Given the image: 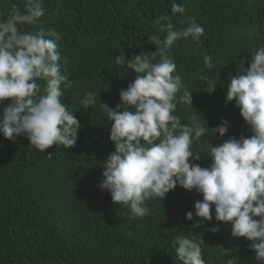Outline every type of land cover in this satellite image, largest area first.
Instances as JSON below:
<instances>
[{
	"label": "trees",
	"instance_id": "1",
	"mask_svg": "<svg viewBox=\"0 0 264 264\" xmlns=\"http://www.w3.org/2000/svg\"><path fill=\"white\" fill-rule=\"evenodd\" d=\"M24 2L0 0V20L14 8L23 11ZM174 2L185 12L173 15ZM43 7L45 15L23 30L61 35L55 41L60 64L73 81L62 102L81 129L72 148L54 145L43 152L24 135L9 140L0 134V264H183L173 248L180 234L201 243L206 264H264L251 241L233 237L230 224L216 221L214 207L211 221L192 227L200 219L195 202L203 199L195 189L177 185L164 200H147L150 213L141 218L114 204L99 187L103 162L115 151L113 122L100 104L115 108L120 91L137 76L114 59L155 53L153 37L163 41L166 36L155 23L161 16L170 18L174 30L185 28L189 18L204 27L199 43L181 39L166 51L193 97V107L177 101L173 114L182 124L195 114L206 128L191 145L200 157L195 163L209 167L211 144L251 135L240 109L234 101L226 104L225 97L238 63L249 67L252 53L264 46V0H43ZM205 54L213 58L212 69L204 65ZM159 61L157 55L152 62ZM214 81L216 91L207 92V83ZM87 92H95L97 102L84 108L80 101ZM225 119L228 133L214 135L211 128ZM189 211L192 221L186 219Z\"/></svg>",
	"mask_w": 264,
	"mask_h": 264
},
{
	"label": "clouds",
	"instance_id": "2",
	"mask_svg": "<svg viewBox=\"0 0 264 264\" xmlns=\"http://www.w3.org/2000/svg\"><path fill=\"white\" fill-rule=\"evenodd\" d=\"M171 10L173 15L185 12L175 2ZM44 15L43 0H25L23 11L14 8L7 19L0 20V134L9 140L24 135L42 152L54 145L72 148L81 129L74 112L62 102L73 81L60 64L55 41L61 35L55 30L47 34L23 30ZM155 23L160 31H166L163 41L153 37L158 46L155 53H140L131 59L120 54L114 59L116 65L126 66L137 76L120 91L121 103L115 108L100 104L113 122L110 139L115 151L103 162L99 187L109 192L114 204L141 218L150 213L147 200H164L177 185L188 191L195 189L203 199L195 202V216L200 219L192 227L211 221L214 207L216 221L230 224L233 237L251 241L257 261H264V46L252 53L249 67L244 61L238 63L236 75L229 76L225 97L226 104L234 101L240 109L251 135L233 136L218 146L211 144L207 152L212 163L201 167L195 163L200 157L191 145L194 139L200 140L206 128L195 114L189 124H182L173 114L177 101L193 107V97L166 51L181 39L199 43L204 27L194 18L179 30H174L167 16ZM157 55L160 61L153 63ZM203 62L208 69L213 68L208 54ZM216 84L208 82L206 91L215 92ZM96 102V93L87 92L80 104L88 108ZM230 126L225 119L211 131L223 137ZM193 216L191 211L186 213L189 221ZM173 248L183 264H206L201 243L194 237L177 235Z\"/></svg>",
	"mask_w": 264,
	"mask_h": 264
}]
</instances>
